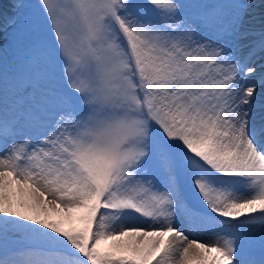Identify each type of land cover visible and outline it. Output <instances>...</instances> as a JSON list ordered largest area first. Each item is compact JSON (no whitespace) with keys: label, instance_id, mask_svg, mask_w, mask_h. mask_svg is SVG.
<instances>
[{"label":"snow or ice","instance_id":"snow-or-ice-1","mask_svg":"<svg viewBox=\"0 0 264 264\" xmlns=\"http://www.w3.org/2000/svg\"><path fill=\"white\" fill-rule=\"evenodd\" d=\"M0 264H264V0H0Z\"/></svg>","mask_w":264,"mask_h":264},{"label":"bare ground","instance_id":"bare-ground-1","mask_svg":"<svg viewBox=\"0 0 264 264\" xmlns=\"http://www.w3.org/2000/svg\"><path fill=\"white\" fill-rule=\"evenodd\" d=\"M199 239L201 240V239H202V237H201V236H199ZM109 243H111V242H109Z\"/></svg>","mask_w":264,"mask_h":264}]
</instances>
